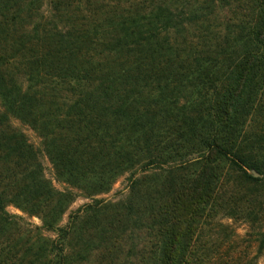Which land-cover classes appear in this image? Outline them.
I'll list each match as a JSON object with an SVG mask.
<instances>
[{"label":"trees","instance_id":"trees-1","mask_svg":"<svg viewBox=\"0 0 264 264\" xmlns=\"http://www.w3.org/2000/svg\"><path fill=\"white\" fill-rule=\"evenodd\" d=\"M260 118L264 0H0V264H260L196 240L264 185Z\"/></svg>","mask_w":264,"mask_h":264},{"label":"rangeland","instance_id":"rangeland-1","mask_svg":"<svg viewBox=\"0 0 264 264\" xmlns=\"http://www.w3.org/2000/svg\"><path fill=\"white\" fill-rule=\"evenodd\" d=\"M260 122H264V118H260ZM27 134L30 136L32 140H36V136L33 132L27 131ZM46 166V174L48 177H52V167L48 161L45 162ZM223 175H226L228 172V168H223L222 171ZM250 174H254L253 172H249ZM255 175V174H254ZM257 176V175H256ZM225 177V176H223ZM228 182V181H225ZM128 186V181L126 177H123L119 180V182L114 186L113 191L103 196L108 200H112L113 202L118 201L122 193L126 192V188ZM59 187V186H58ZM236 197L233 201V208L234 211L229 213L227 209V205L223 206L221 209H216L217 214L215 212H211V218L208 219V224H205L201 227L200 233L198 235V244L199 245H206L210 244L212 240H224L226 242L252 246L247 253L250 258L258 256L260 258V264H264V254L260 255L257 251L259 242L257 241V234L264 229V223L261 220V217H258L257 221L253 223L245 221L244 216H246L247 212L253 211L255 214L261 213L260 203L264 200V185L262 186H243L239 185V183H228L225 185L223 190L221 191V202L225 203L229 198ZM237 200V201H236ZM87 199L80 198L77 202L71 207L70 211H74L78 209L83 204L87 203ZM9 212L12 214H21L15 208H9ZM110 214V213H108ZM261 216V214H259ZM68 220V214L65 216L66 223ZM32 223L40 225L41 222L38 218H33L30 220ZM220 222L230 228L229 232H233V235L223 234L221 230H217L216 222ZM220 229V228H219ZM125 245L129 246V242Z\"/></svg>","mask_w":264,"mask_h":264}]
</instances>
